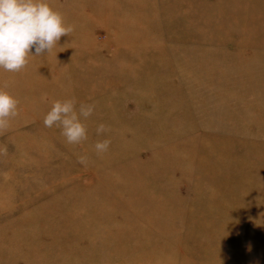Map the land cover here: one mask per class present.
<instances>
[{"label": "rangeland", "instance_id": "rangeland-1", "mask_svg": "<svg viewBox=\"0 0 264 264\" xmlns=\"http://www.w3.org/2000/svg\"><path fill=\"white\" fill-rule=\"evenodd\" d=\"M49 2L73 30L0 70V264H264V0Z\"/></svg>", "mask_w": 264, "mask_h": 264}, {"label": "clouds", "instance_id": "clouds-1", "mask_svg": "<svg viewBox=\"0 0 264 264\" xmlns=\"http://www.w3.org/2000/svg\"><path fill=\"white\" fill-rule=\"evenodd\" d=\"M73 27L65 22L61 12L54 9L49 0H0V70L19 72L28 62L31 50L35 55L52 51L60 38L69 34ZM19 100L5 87H0V130L9 127L10 121L19 115ZM95 104L80 103L76 99H56L43 124L58 126L68 144H79L87 139L84 120L92 116ZM97 134L108 131L105 124L98 125ZM111 140L105 138L94 144L98 155L108 151ZM81 164L87 156L78 157Z\"/></svg>", "mask_w": 264, "mask_h": 264}]
</instances>
